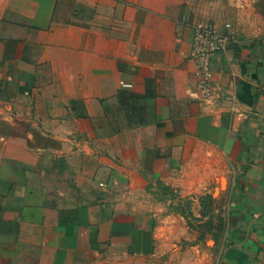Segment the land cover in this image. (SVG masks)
Masks as SVG:
<instances>
[{
  "label": "crops",
  "instance_id": "obj_1",
  "mask_svg": "<svg viewBox=\"0 0 264 264\" xmlns=\"http://www.w3.org/2000/svg\"><path fill=\"white\" fill-rule=\"evenodd\" d=\"M261 2L0 0V221L18 224L0 261H181L168 190L194 211L226 196L215 264H264ZM204 23L231 36L207 93L192 55ZM192 248L185 262L212 263Z\"/></svg>",
  "mask_w": 264,
  "mask_h": 264
},
{
  "label": "rangeland",
  "instance_id": "obj_2",
  "mask_svg": "<svg viewBox=\"0 0 264 264\" xmlns=\"http://www.w3.org/2000/svg\"><path fill=\"white\" fill-rule=\"evenodd\" d=\"M261 12L264 15V0L260 3ZM160 191L167 190L168 188L160 186ZM170 199H175L177 202H180L179 205L171 207L166 210L165 214L170 211L181 212L182 209L189 207L194 213V218H186L182 213L181 216L184 217L182 221L183 225L176 226V234L174 237L181 236L172 240L173 249L177 250L181 261L176 259H169L170 264H188L187 261L190 259L191 254H194L192 246L200 244L203 248H209L212 251L213 260L211 264H215V260L219 254V250L223 245V234H224V223L227 210V199L226 196H213L211 193L202 195L199 199V203L196 204L194 211V201L190 198H179L172 191H166ZM164 199V197H160ZM197 213V214H196ZM157 221V220H156ZM157 224V223H155ZM185 224V226H184ZM185 230L191 236L184 237ZM14 246L13 238L6 239L0 235V251L2 248L11 249ZM190 250V251H188ZM191 253V254H189ZM1 255V254H0ZM184 257V258H183ZM203 261V260H202ZM201 261V262H202ZM185 262V263H184ZM200 262V263H201ZM0 264H11V260L3 259L0 261ZM205 264V263H202Z\"/></svg>",
  "mask_w": 264,
  "mask_h": 264
},
{
  "label": "built area",
  "instance_id": "obj_3",
  "mask_svg": "<svg viewBox=\"0 0 264 264\" xmlns=\"http://www.w3.org/2000/svg\"><path fill=\"white\" fill-rule=\"evenodd\" d=\"M227 27H230V24ZM230 40L231 36L229 33L221 32L211 24L204 23L195 25L192 55L199 73L200 88L204 93L208 92L210 79L213 75L211 55L214 52L226 50Z\"/></svg>",
  "mask_w": 264,
  "mask_h": 264
},
{
  "label": "trees",
  "instance_id": "obj_4",
  "mask_svg": "<svg viewBox=\"0 0 264 264\" xmlns=\"http://www.w3.org/2000/svg\"><path fill=\"white\" fill-rule=\"evenodd\" d=\"M181 213L186 217V218H194L195 215L192 212V210L187 207L181 210ZM18 230V224L13 223V222H2L0 221V233H13ZM224 230H225V223H224Z\"/></svg>",
  "mask_w": 264,
  "mask_h": 264
}]
</instances>
